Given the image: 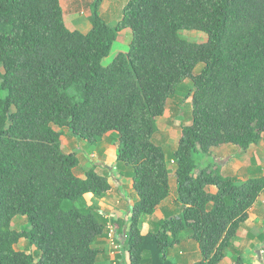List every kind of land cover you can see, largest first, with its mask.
I'll list each match as a JSON object with an SVG mask.
<instances>
[{"label": "trees", "instance_id": "1", "mask_svg": "<svg viewBox=\"0 0 264 264\" xmlns=\"http://www.w3.org/2000/svg\"><path fill=\"white\" fill-rule=\"evenodd\" d=\"M102 1L90 2L81 32L59 0H0V264H94L107 222L129 264H176L167 254L183 231L198 245L195 264H217L264 190V175L236 181L204 162L213 146L245 149L264 133V0H128L113 26ZM125 28L127 50L105 61ZM187 79L191 121L166 154L155 119ZM54 126L91 144L115 133V165L129 168L137 195L126 221L85 205V193L101 197L110 184L93 168L76 176ZM169 160L182 208L141 234L140 216L169 194ZM21 238L34 252L16 249ZM233 263H243L238 251Z\"/></svg>", "mask_w": 264, "mask_h": 264}, {"label": "crops", "instance_id": "2", "mask_svg": "<svg viewBox=\"0 0 264 264\" xmlns=\"http://www.w3.org/2000/svg\"><path fill=\"white\" fill-rule=\"evenodd\" d=\"M59 2L61 5L60 0ZM122 8L123 6L118 7L117 0H103L99 6V13L108 24L114 25L121 18ZM85 27L86 31L90 29L89 20ZM130 38L131 31L129 28L117 33L113 42L115 49H111L108 61L116 53L127 50ZM169 110L167 105L163 115L159 117L168 116ZM190 121L191 119L189 123ZM177 124H174V126ZM54 129L61 131L59 138L62 151L74 153L78 158V164L73 169L76 176L84 178L87 170L93 168L98 174L104 175L108 179L110 189L101 197L85 193L83 195L85 205H91L95 201L104 217L108 216L109 218L126 221L137 195L132 186L133 181L129 168H117L115 165L117 149V136L115 133H106L95 144H91L86 140L73 136L69 130L65 133L64 128ZM163 130L166 131L167 129L163 128ZM177 140L178 137L173 142L171 139H167L168 142L170 141L172 149L176 147ZM204 162L216 168L222 176L232 177L236 181H245L248 178L263 176L264 133L261 134L256 143L248 145L245 149L229 143L213 146L205 156ZM168 164H170V160ZM169 166L171 167L169 194L155 207L151 214L140 216L139 229L141 234L154 230L156 224L163 219L177 216L182 208L177 201L174 163ZM245 211L247 214L246 219L240 223L232 239L231 246L224 249V256L217 264H234L233 255L235 251H238L243 259L241 264H264V190L253 199ZM21 239L18 242L21 241V247H18L17 243L15 245L16 249L28 253L34 252V247L29 246L23 238ZM118 244L116 249L111 247L106 229L104 234L97 237L93 243L94 247L98 249L94 264H129V253L125 243L121 240ZM167 257L176 264H195L200 259V253L197 243L189 237L187 231H183L179 235V242L168 250ZM36 259L37 257L35 261Z\"/></svg>", "mask_w": 264, "mask_h": 264}, {"label": "rangeland", "instance_id": "3", "mask_svg": "<svg viewBox=\"0 0 264 264\" xmlns=\"http://www.w3.org/2000/svg\"><path fill=\"white\" fill-rule=\"evenodd\" d=\"M61 6L63 9V18L64 21L70 29H77L80 31H86L85 24L88 23V15H89V4L92 0H60ZM128 0H117L118 7H122ZM113 26L112 24H109ZM180 34L182 37L189 41L193 42H204L206 40V35L200 31L196 30H181ZM111 49L114 48V44ZM117 45V44H116ZM115 45V47H116ZM105 61H108V58H105ZM201 65H198L194 68V72H197ZM192 83L190 80H186L178 90V92L169 99L168 107H169V115L164 117L156 118V126L158 129L154 135V141L160 145L166 154L171 152L172 146L167 141V139H171L173 142L179 134L181 125H187L189 120L191 119V108H190V98L189 94L192 90ZM178 123V124H177ZM174 124H177L174 126ZM56 129H60L54 126ZM163 128L167 130L164 131ZM170 130H171V138H170ZM63 131L66 133L68 131L67 128H64ZM164 135V136H163ZM168 137V138H167ZM73 145V144H72ZM171 163V162H170ZM71 202H67L69 205ZM24 217L21 215H16L13 217L11 221V225L13 228L20 230L26 226V221L23 219ZM22 240V239H21ZM21 241L18 243V247H21Z\"/></svg>", "mask_w": 264, "mask_h": 264}, {"label": "built area", "instance_id": "4", "mask_svg": "<svg viewBox=\"0 0 264 264\" xmlns=\"http://www.w3.org/2000/svg\"><path fill=\"white\" fill-rule=\"evenodd\" d=\"M171 163H173V161L171 160ZM109 218V217H108ZM110 219V218H109ZM106 229H107V236H108V240L111 244V247L113 249H116L118 247V241L116 240L115 238V235H114V229H113V226L112 224H110V222H107V226H106Z\"/></svg>", "mask_w": 264, "mask_h": 264}]
</instances>
